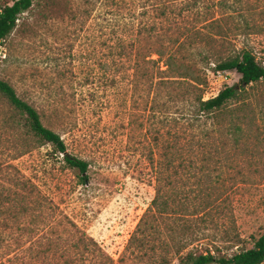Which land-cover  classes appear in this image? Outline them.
<instances>
[{
    "label": "rangeland",
    "instance_id": "1",
    "mask_svg": "<svg viewBox=\"0 0 264 264\" xmlns=\"http://www.w3.org/2000/svg\"><path fill=\"white\" fill-rule=\"evenodd\" d=\"M13 1L0 0V8ZM187 1L176 0L167 19L159 15L163 0H33L18 17L0 44V80L89 167L83 182L50 145L25 134L0 96V264H179L189 252L230 258L264 234V80L244 93L243 133L209 143L224 146L227 165L178 171L164 190L189 199L171 202L168 214L152 208L149 156L157 164L167 135L191 132L185 120L195 93L189 79L170 82L175 70L199 78L204 95L207 71L242 50L264 67V0H198L182 13ZM160 45L171 49L172 71L164 59L147 61ZM239 78L233 73L231 86ZM234 121L222 119L223 126ZM203 172L206 184L198 181ZM20 175L46 197L51 214L39 217L30 197L27 213L16 196L1 207V192H16ZM209 188L222 195L196 215ZM83 237L95 252L76 246Z\"/></svg>",
    "mask_w": 264,
    "mask_h": 264
},
{
    "label": "trees",
    "instance_id": "2",
    "mask_svg": "<svg viewBox=\"0 0 264 264\" xmlns=\"http://www.w3.org/2000/svg\"><path fill=\"white\" fill-rule=\"evenodd\" d=\"M32 2L33 0H14L11 4L0 8V44L12 33L16 27L18 17L30 9ZM197 2L198 0L187 1L180 6L179 10L182 13L189 11L195 7ZM176 3V0H163L159 9L160 17L167 19L170 15H173V8L176 7ZM182 13L179 12L178 15L181 16ZM173 42L174 44L177 43L178 46L184 43V41L179 42L178 40H174ZM170 50V47L166 45L150 48L147 56L149 59L147 60L148 63L155 65L164 59L167 70L172 71L175 63L172 61L174 57L169 52ZM152 54L158 57L157 61L151 59ZM214 70L235 71L240 76L239 82L236 85L223 88L216 97L206 101L202 100L203 90H201L200 86L203 83L194 74H187L188 72L185 73V69L179 67L175 70L177 72L173 74L178 76L170 78L175 79L170 81L173 84L184 82L182 80L186 79L190 80V87L195 93L194 110L192 116L188 118L189 120H185L191 131L190 136L187 137L184 134L167 135L164 139V144L162 145L163 151L157 164L153 156H149L148 158L149 164L153 167L155 181V196L152 201V208L160 215L168 214L171 209V202L173 203L181 199L187 200L190 197L188 193H176L172 195L164 190L165 187L171 186L174 181L178 180L174 178L179 174L178 171L191 172L196 169L205 171L211 165H220L223 162L227 165L229 156L224 146H216L210 149L209 143L215 138V135L224 136L226 134H233L239 137L243 133L240 123L247 118L244 115V93L250 85L264 80V67L258 64L251 52L245 50H242L231 58L220 61ZM0 96L14 115L19 118L21 128L25 130V134L35 139L39 145H50L55 153L63 156L65 166L69 169L77 170L82 181L85 182L89 167L88 163L83 159L68 154L64 140L57 133L42 124L38 111L26 101L20 99L12 86L2 80H0ZM230 102L237 103L235 108L231 109L228 107ZM226 116L234 117L235 121L231 122L228 126H225V124L223 126L222 119ZM171 121L173 122L170 118L165 117L166 123H170ZM183 126L181 124V129ZM182 130L184 131V128ZM198 181L203 184L208 183L210 181L209 175L203 172L198 177ZM13 182L16 184L17 190L16 192H1V207L4 206L6 200L16 196L15 199L25 205L21 207V212L27 213L28 206L25 202L30 197L33 198L32 203H34L36 214L39 217H44L53 212L52 207H49L47 204L46 197L41 196L39 190L34 185L29 182L27 183L23 175L14 179ZM200 193L203 196L199 204L203 209L202 212L194 210L196 215L208 212L210 201H219V197L222 195L211 188L206 190L205 193ZM76 246L87 252L92 251L93 247H97L93 240L88 237L80 238L76 242ZM99 264H106V262L100 261ZM165 264H168V262L166 261ZM179 264H264V234L254 241L251 249L236 253L230 258L216 256L210 251L201 254L189 252L179 260Z\"/></svg>",
    "mask_w": 264,
    "mask_h": 264
},
{
    "label": "built area",
    "instance_id": "3",
    "mask_svg": "<svg viewBox=\"0 0 264 264\" xmlns=\"http://www.w3.org/2000/svg\"><path fill=\"white\" fill-rule=\"evenodd\" d=\"M233 73L235 71H207L206 81L209 91L204 93L202 100L205 101L204 98H207V100L208 98L212 99L218 95L222 88L230 87Z\"/></svg>",
    "mask_w": 264,
    "mask_h": 264
}]
</instances>
